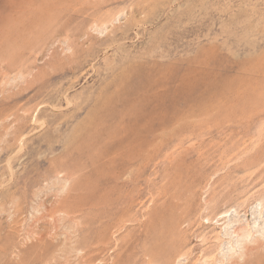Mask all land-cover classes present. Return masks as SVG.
<instances>
[{
    "label": "rangeland",
    "instance_id": "374dc122",
    "mask_svg": "<svg viewBox=\"0 0 264 264\" xmlns=\"http://www.w3.org/2000/svg\"><path fill=\"white\" fill-rule=\"evenodd\" d=\"M0 264H264V0H0Z\"/></svg>",
    "mask_w": 264,
    "mask_h": 264
},
{
    "label": "bare ground",
    "instance_id": "6f19581e",
    "mask_svg": "<svg viewBox=\"0 0 264 264\" xmlns=\"http://www.w3.org/2000/svg\"><path fill=\"white\" fill-rule=\"evenodd\" d=\"M247 236H248V235H247ZM239 237H240V236H239ZM249 237H250V236H249ZM245 239L248 240L247 238H244V240H245ZM244 240H243V242H244ZM246 240H245V241H246ZM245 243H246V242H245ZM249 244H250V243H249ZM251 244H252V243H251ZM246 245H247V244H246ZM253 245H254V244H253ZM255 247H256V245H255ZM255 247H254V248H255ZM262 248H263V247H262ZM252 251H253V248L250 247L249 245H248L247 247H245V253H244L245 256H246V257H247V256L249 257V255L252 253ZM254 252H255V251H254ZM258 252H259V251H258ZM248 257H247V258H248ZM250 258H251V257H250ZM250 260H251V259H250Z\"/></svg>",
    "mask_w": 264,
    "mask_h": 264
}]
</instances>
